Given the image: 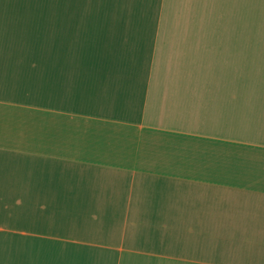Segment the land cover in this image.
Masks as SVG:
<instances>
[{
  "label": "crops",
  "instance_id": "obj_1",
  "mask_svg": "<svg viewBox=\"0 0 264 264\" xmlns=\"http://www.w3.org/2000/svg\"><path fill=\"white\" fill-rule=\"evenodd\" d=\"M0 264H264V0H0Z\"/></svg>",
  "mask_w": 264,
  "mask_h": 264
}]
</instances>
